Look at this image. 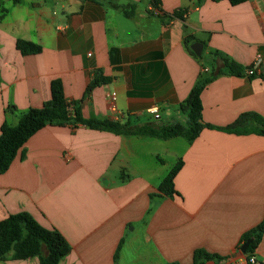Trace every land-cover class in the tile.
Instances as JSON below:
<instances>
[{"label": "crops", "instance_id": "crops-1", "mask_svg": "<svg viewBox=\"0 0 264 264\" xmlns=\"http://www.w3.org/2000/svg\"><path fill=\"white\" fill-rule=\"evenodd\" d=\"M17 41L41 51L23 56ZM257 55L264 59V0H0V128L40 109L56 80L84 120L109 121L105 95L115 92L121 125L183 123L180 105L221 58L243 76L204 87L201 123L264 120V68L245 76ZM94 78L104 82L86 92ZM254 127L247 123L243 135L203 129L188 144L47 126L0 175V222L26 213L57 231L70 246L60 264H193L199 250L218 258L203 264L241 263V237L264 216V137ZM151 144L164 145L167 163ZM179 160L178 195L166 197L157 189ZM253 256L264 264V233Z\"/></svg>", "mask_w": 264, "mask_h": 264}, {"label": "trees", "instance_id": "trees-1", "mask_svg": "<svg viewBox=\"0 0 264 264\" xmlns=\"http://www.w3.org/2000/svg\"><path fill=\"white\" fill-rule=\"evenodd\" d=\"M232 5L243 3L245 0H228ZM19 0H13L17 4ZM183 12H176L173 17L182 16ZM191 39L187 38L186 42ZM16 49L23 55H34L41 51L39 46L28 42L17 41ZM216 55V54H214ZM242 77L243 70L234 62L221 58L218 68L211 71L207 78L198 81L184 103L180 105V112L184 116L183 123H174L168 126H156L146 123L142 126H132L128 122L121 125L110 121L84 120L73 105L65 101L62 84L53 81L50 85V99L40 109H29L18 116L16 125L3 124L0 128V175L5 173L24 144L38 131L47 126L65 127L82 125L90 129L107 131L123 136H145L161 141L173 138H182L188 144H192L203 129L215 128L201 123L200 95L204 87L219 76ZM262 75V74H261ZM261 77V76H260ZM98 78L87 87L90 92L98 84H102ZM249 122L255 124L252 133L264 137V120L256 115L245 114L240 116L231 126L224 129H215L221 132L243 135L247 131L243 128ZM182 167L179 160L168 175L162 180L157 191L166 196L178 195L174 190V178ZM264 233V216L261 223L241 237L240 247L251 240L244 256H253V253ZM121 243L118 247L120 248ZM70 253V246L66 240L55 230H50L39 225L26 213H18L9 216L0 222V261L8 257L13 260L24 261L37 257L39 264H60L62 259ZM217 257L203 251H195L193 264H203L216 261Z\"/></svg>", "mask_w": 264, "mask_h": 264}, {"label": "built area", "instance_id": "built-area-1", "mask_svg": "<svg viewBox=\"0 0 264 264\" xmlns=\"http://www.w3.org/2000/svg\"><path fill=\"white\" fill-rule=\"evenodd\" d=\"M263 68H264V59L260 55H257L255 56L251 66L245 70V76L258 77L262 74ZM105 100H106V109H107L109 121L113 123H118L123 118V114L116 107V101H117L116 93L108 92L105 95ZM149 113L153 116L154 121L159 119L158 111L156 109L150 110ZM237 264H256V260L254 256H249V257L245 256L243 262Z\"/></svg>", "mask_w": 264, "mask_h": 264}, {"label": "water", "instance_id": "water-1", "mask_svg": "<svg viewBox=\"0 0 264 264\" xmlns=\"http://www.w3.org/2000/svg\"><path fill=\"white\" fill-rule=\"evenodd\" d=\"M190 49L192 50L193 54L196 56V57H199L201 55V51H202V45L199 44V43H194ZM251 243V240L247 241L246 243H244L240 249H239V253L244 255L246 253V250L248 248V246L250 245Z\"/></svg>", "mask_w": 264, "mask_h": 264}, {"label": "rangeland", "instance_id": "rangeland-1", "mask_svg": "<svg viewBox=\"0 0 264 264\" xmlns=\"http://www.w3.org/2000/svg\"><path fill=\"white\" fill-rule=\"evenodd\" d=\"M157 142H159V141H157ZM160 144H163V143H160ZM149 151H151V152H156V153H161L160 154V156H159V158L160 159H163V161L165 162V163H167L168 161H169V159H168V161L166 160V158H164L163 157V155H162V153H164V150H165V148H164V145H158V147H154L153 146V144H151V145H149ZM155 148H157V149H155ZM167 151L168 152H170V153H177V151H178V149L176 150V151H173V149L172 148H170V146L167 148ZM166 154H164V156H165ZM171 163H173L172 161H170V164ZM174 164V163H173Z\"/></svg>", "mask_w": 264, "mask_h": 264}]
</instances>
